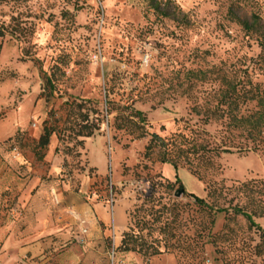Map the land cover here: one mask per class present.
<instances>
[{"label":"rangeland","instance_id":"374dc122","mask_svg":"<svg viewBox=\"0 0 264 264\" xmlns=\"http://www.w3.org/2000/svg\"><path fill=\"white\" fill-rule=\"evenodd\" d=\"M20 2L0 4V20H22L17 34L6 35L0 47V159L7 170L23 177L15 166L23 157L34 165L55 162L62 169L60 181H75L84 200L109 205L110 264H264L255 247L256 227L241 215L213 214L188 195L207 197L211 181L230 185L264 178V150L215 156L200 179L184 160L179 168L162 162L166 147L151 142L154 134L169 138L186 125L214 133L215 124H204L191 111L192 95L203 102L214 84L199 79L189 92L190 69L209 70L213 78L222 64L237 65L264 81V67L254 61L260 47L227 16L230 1ZM247 9L248 17L256 11L264 18V0H249ZM46 128L53 133L42 148ZM176 177L186 190L180 196ZM142 182H148L146 192L139 188ZM155 182H162L163 196L156 209L165 205L168 224L143 234L149 241L162 239L164 252L144 256L116 249L112 259L117 226L127 223ZM255 221L264 228V216Z\"/></svg>","mask_w":264,"mask_h":264},{"label":"trees","instance_id":"16d2710c","mask_svg":"<svg viewBox=\"0 0 264 264\" xmlns=\"http://www.w3.org/2000/svg\"><path fill=\"white\" fill-rule=\"evenodd\" d=\"M229 1L227 16L241 25L246 34L256 41L260 52L254 61L264 67V18L256 11H252L248 17L249 0ZM19 2L20 0H0V4ZM12 19L14 22L11 23L0 20V47L6 35L17 34L21 28L22 20L18 16ZM241 68L237 65L232 68L222 64L213 78L208 77L209 70L188 71L191 81L189 92H193L199 79L208 82L211 80V85L214 84L213 88L208 87L210 90L204 96L203 102L199 99L201 97L192 95L195 103L191 107L192 112L202 116L204 124H215L214 133L205 128L186 125L184 130H179L169 138L154 134L151 142L158 140L166 147L162 162H169L179 168L181 160H184L191 172L202 179L212 167L215 156L227 152L248 153L264 150V81L256 80L248 68ZM210 71L212 75L215 74L214 70ZM200 73L203 74L201 77ZM136 114L140 116L141 121L145 120L142 111H136ZM52 133V129H45L39 142L42 148L48 146ZM169 180L167 186L172 187L173 183ZM175 182L179 184V190L183 189V193H186L184 184L178 177ZM160 186L162 182H155L152 193L145 196L143 202L128 213V226L121 233L119 243L115 245L119 251H136L144 256L164 252L160 245L162 239L151 237L149 241L143 234L145 228L149 229L147 235L151 236L154 231L161 232L166 229L168 224L163 210L165 205L156 209L163 198L158 190ZM206 189L207 197L195 193L188 195L194 198L199 207L213 214L243 216L250 226L256 227L260 232V242L255 247L260 249L258 254L263 255L264 228L255 221V217L264 216V178L233 181L230 185H227L225 180L211 181ZM134 219H137L136 225H133Z\"/></svg>","mask_w":264,"mask_h":264},{"label":"crops","instance_id":"0c3cea01","mask_svg":"<svg viewBox=\"0 0 264 264\" xmlns=\"http://www.w3.org/2000/svg\"><path fill=\"white\" fill-rule=\"evenodd\" d=\"M33 163L24 157L15 161L20 177L0 159V264H110L109 205L84 200L75 181H60L57 163ZM70 210L85 219L86 244L75 239L78 224ZM127 226L128 221L117 226L115 245Z\"/></svg>","mask_w":264,"mask_h":264},{"label":"built area","instance_id":"2783aa9c","mask_svg":"<svg viewBox=\"0 0 264 264\" xmlns=\"http://www.w3.org/2000/svg\"><path fill=\"white\" fill-rule=\"evenodd\" d=\"M94 58L97 60L98 57L97 55L94 56ZM19 152L17 151V148H14L13 149V156L15 158H18L19 156ZM148 182H142L140 185H139V188L146 192L147 189L149 188V186L147 185ZM114 198V195H112V199L111 201L113 200ZM71 213L73 214V217L74 219L76 220L77 224H78V229L77 231L75 232L74 236H75V239L78 243L80 244H86L87 241H88V232H89V228L88 226L86 225V222H85V219H83L79 213H77L76 211L74 210H70ZM112 230L114 232V227L112 226ZM115 253H116V248H115V234H114V243H113V248L112 250L110 251V255L112 257V259H114V256H115Z\"/></svg>","mask_w":264,"mask_h":264},{"label":"water","instance_id":"95a60500","mask_svg":"<svg viewBox=\"0 0 264 264\" xmlns=\"http://www.w3.org/2000/svg\"><path fill=\"white\" fill-rule=\"evenodd\" d=\"M183 192H184L183 189L179 190V191L177 192V196H180Z\"/></svg>","mask_w":264,"mask_h":264}]
</instances>
